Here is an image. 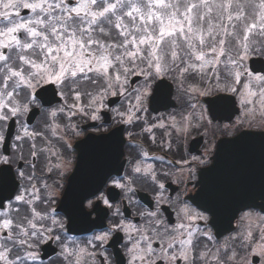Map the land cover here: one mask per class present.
Segmentation results:
<instances>
[{"label": "snow or ice", "instance_id": "6c2138e0", "mask_svg": "<svg viewBox=\"0 0 264 264\" xmlns=\"http://www.w3.org/2000/svg\"><path fill=\"white\" fill-rule=\"evenodd\" d=\"M170 97L174 112L149 121V104ZM216 107L239 111L217 126L221 136L246 125L264 137V0H0V264H254L246 253L264 264V195L257 213L246 210L256 206L251 182L217 190L201 179L218 143L241 135L181 157L179 176L133 139L147 132L155 145L163 129L160 147L179 153L182 138L209 134ZM88 131L104 134L73 144ZM89 141L106 167L82 163ZM169 178L183 193L165 194ZM221 219L236 220L223 241L212 231ZM77 223L92 234L68 235Z\"/></svg>", "mask_w": 264, "mask_h": 264}, {"label": "flooded vegetation", "instance_id": "af4514ba", "mask_svg": "<svg viewBox=\"0 0 264 264\" xmlns=\"http://www.w3.org/2000/svg\"><path fill=\"white\" fill-rule=\"evenodd\" d=\"M215 97L209 96V97H201V100H211L214 99ZM58 99V98H56ZM44 107H52L55 106L53 105H48L44 104L43 100L41 101ZM110 103V101H109ZM175 104V101L170 97L169 98V104L168 105H160V104H149L148 106V111L144 115L147 117L149 121H154V118H159V117H165L167 118L169 113L174 112V107L172 105ZM111 107H118V104H111ZM205 109H207L208 105H204ZM39 115V110L36 111L35 115H30L29 120L31 124L36 123V118ZM209 118L212 119V126L209 131V134L207 136H204L202 134L203 130L201 132H193L191 135L187 136L186 138L181 139V145H180V151L179 153L173 151V152H167L164 148L160 147L161 144V139L164 136V130L163 129H153V133L156 136V144H152V140L149 137V134L147 132L143 133V136L137 135L134 136L133 139L137 142H142L145 144L146 147H149V150L155 154L158 155H163L165 156L166 160L172 161L174 164L177 160H179L181 157L184 159L191 161L193 156H203L205 153V149L208 147L209 143L212 141L219 142L221 140H227L231 139L236 135H248L250 137H253V159L250 157V154L248 153V158H245L244 155H246L247 151H244L241 153L240 158H236L232 155H234V152L230 150L231 145L234 142H228V141H221L218 143L221 144L223 153L227 155V157L231 156L233 159H235L232 162V167L231 168H226L224 169V176L226 179V184L225 188L229 186H233L235 184H244L247 185L249 182H251L254 187L253 189L248 193L249 196L252 198L255 196L257 193L259 194L260 191V186L262 185L261 182L264 180V175L261 174L260 172V161H261V154H264V151L261 152V139L264 137L260 136H254L258 135L261 132V129L259 127H253L249 129L246 125L243 128L239 129H234L233 130V137H228V136H221L219 132H216L217 126L219 128H223L224 125L226 124H234L237 120V117L239 115V111L236 107H232L229 110L225 111L221 107H216L213 112L208 113ZM105 116V126L109 128V131H113L116 129V125L113 124L112 122V113L105 111L104 112ZM88 123H92L91 121H88ZM97 125L99 126L100 122H96ZM82 127L86 128L87 124L82 125ZM134 133H140V127H134L131 129ZM215 133V134H213ZM104 134L103 131L100 133H95L88 131L85 133V136L82 137H74L73 139V144L80 143L83 139L87 137V135H100ZM120 138L123 141V145L121 148L122 156H121V164L122 165H127V158L129 156V147H128V138H127V132L124 131L123 129L120 131ZM217 145V147H218ZM230 147V148H229ZM3 149H0V152H2ZM78 151L81 154L82 157V163L85 165L95 168L97 164L103 163V165L106 167L108 162H100L98 161L96 154L94 152L93 145L91 141L88 143L82 144L78 146ZM9 155L11 154L10 152L8 153ZM264 160V159H262ZM235 162V164H234ZM157 166H159V162H157ZM23 167V165H21ZM182 165L180 164H175V168L173 171L178 170L181 168ZM165 170L168 168H171V165H165L164 166ZM124 172V168L121 167L119 170V173H117L115 170H113L112 175L113 178H119V176H122ZM13 173L15 174V169H13ZM228 174H230V177H228ZM70 175V173H69ZM176 175L179 176L180 173L179 171H176ZM167 192L165 193L166 195H171L173 197L176 196L178 192L183 193L184 185L183 184H176L174 183L171 178L168 179L167 181ZM72 190V186H70V191ZM105 194L108 195L109 191L111 192H117L116 189H104ZM199 195V194H198ZM191 196V193H184V199L189 200V197ZM137 199L141 201V204L144 206H150L152 201H151V196L148 194L146 191L141 190L137 193ZM114 204L120 203L119 195H117L113 199ZM249 203H253L252 201H249ZM189 204H191L193 207H195L194 204H192V201L189 200ZM261 203L258 202V206H255L251 209H246V210H251L254 212L259 213L261 211ZM54 207H57L59 210V203L54 205ZM101 208L103 211H107V209L104 208L103 205H101ZM124 210V209H122ZM240 213H236L237 218L239 217ZM169 216L172 217L173 213L171 210H169ZM61 217H63V213H61ZM104 225L106 226L108 223V219H104L103 221ZM236 220L232 219L231 221L228 219H221L218 221L216 227L212 229L213 234L216 236L218 240L223 241L225 238L233 234L234 228H235ZM85 227L84 225H81L79 223L75 224L72 226V231L68 233V235L73 236L75 238L79 239H84L87 236L91 235V231H82L81 229ZM113 247L115 250H119L120 245L119 244H114ZM52 252V248H48L46 250V253ZM44 254V259L47 261V254ZM247 259L249 261L254 262V264H260V257L258 255H254L252 253H246Z\"/></svg>", "mask_w": 264, "mask_h": 264}, {"label": "water", "instance_id": "95a60500", "mask_svg": "<svg viewBox=\"0 0 264 264\" xmlns=\"http://www.w3.org/2000/svg\"><path fill=\"white\" fill-rule=\"evenodd\" d=\"M253 67H259L258 64H254ZM230 148V147H229ZM230 150L234 152V157L240 158V155L242 152L247 151L246 155H244L245 158H248V153L250 154V157L253 159V137H250L248 135H243L241 138L237 141H234V143L231 145ZM264 151V138L261 139V152ZM235 158V159H236ZM231 156L227 157L226 154L223 153L221 144L218 145L216 155L213 158V164L212 167L201 174L202 181H205L211 188L222 190L225 188V182L226 179L224 176V169L231 168L232 162L235 160ZM264 154H261V161H260V172L262 175H264ZM235 164V162H234ZM228 177H230V174H228ZM260 193L256 194L252 197L254 200V204L258 206V202L261 203L259 200V197L261 195H264V180L261 182ZM230 187V186H229ZM261 206V205H260Z\"/></svg>", "mask_w": 264, "mask_h": 264}]
</instances>
